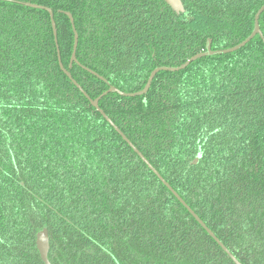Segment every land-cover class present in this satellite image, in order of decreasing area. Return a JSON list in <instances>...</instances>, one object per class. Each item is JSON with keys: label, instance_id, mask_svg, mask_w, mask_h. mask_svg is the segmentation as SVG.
I'll list each match as a JSON object with an SVG mask.
<instances>
[{"label": "trees", "instance_id": "obj_1", "mask_svg": "<svg viewBox=\"0 0 264 264\" xmlns=\"http://www.w3.org/2000/svg\"><path fill=\"white\" fill-rule=\"evenodd\" d=\"M180 1L0 0V264H44L43 229L49 264H234L59 67L57 50L91 100L137 93L241 43L264 4ZM98 107L238 262L264 264L258 36Z\"/></svg>", "mask_w": 264, "mask_h": 264}, {"label": "water", "instance_id": "obj_2", "mask_svg": "<svg viewBox=\"0 0 264 264\" xmlns=\"http://www.w3.org/2000/svg\"><path fill=\"white\" fill-rule=\"evenodd\" d=\"M167 6L172 10V12H174L176 15L178 14H182L184 13V9H183V5L181 3L180 0H163ZM264 11V4L259 8V10L257 11V13L254 16V27L253 30L251 32V34L245 39L243 40L241 43H239L238 45L226 49V50H220V51H212L210 48V41L207 42L206 47H205V51L201 52L195 56H193L192 58H190L188 61H186L184 64H182L179 67H175V68H166V67H159L154 69L148 80L147 83L145 85V87L137 93H122L119 92L117 89L110 87L108 89V91L104 92L101 96H99L98 98L91 100L84 92L83 90L80 88V86L71 78V76L68 74V72L63 68L62 64L60 63V58H59V53L57 50V55H58V61H59V67L60 70L67 76V78L74 84V86L88 99L90 105L106 120L107 123L110 124V126L121 136V138L128 144V146L135 152V154L141 159V161L148 167V169L161 181V183L171 192V194L176 198V200L188 211V213L194 218V220L201 226V228L208 234V236H210L213 241L221 248V250L227 255V257L234 263V264H241L240 262H238V260H236V258L226 249V247L223 246V244L214 236V234L204 225V223L196 216V214L184 203V201L177 195V193L175 191H173L170 186L162 179V177L156 172V170L148 163V161L139 153V151L126 139V137L119 131V129L110 121V119L105 116V114L103 113L102 110H100V108L98 107V102L101 99L102 96H105L108 93H116L119 96L122 97H137V96H141L146 94V92L148 91L150 84L154 78V76L161 71H167V72H177L180 70H183L184 68H186L190 63L194 62L197 59H200L202 57H207V56H215V55H223V54H228V53H232L240 48H242L243 46H245L250 40H252L255 36H258L264 44V40L261 34V31L259 29L258 26V19L259 16L261 15V13ZM50 12V11H49ZM65 15L69 18L71 27L73 29V33H74V42H73V52L71 55V60H70V66L73 63H76V58H75V51H76V47H77V42H78V38L77 35L75 33L74 30V24H73V19L72 17L68 14L65 13ZM50 18L52 20V14L50 13ZM52 27H53V36H54V41L56 44V48H57V41H56V34H55V30H54V25L52 22ZM36 248L37 251L39 253V256L41 258V260L43 261L44 264H49L48 260H47V252H48V248H49V244H48V235H47V231L46 229H43L42 231L38 232V234L36 235Z\"/></svg>", "mask_w": 264, "mask_h": 264}]
</instances>
